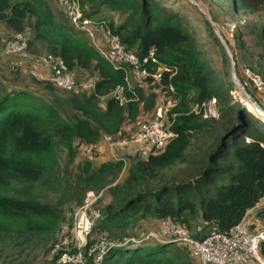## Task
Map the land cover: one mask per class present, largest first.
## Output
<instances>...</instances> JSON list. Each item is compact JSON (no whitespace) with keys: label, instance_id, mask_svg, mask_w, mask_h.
Segmentation results:
<instances>
[{"label":"trees","instance_id":"16d2710c","mask_svg":"<svg viewBox=\"0 0 264 264\" xmlns=\"http://www.w3.org/2000/svg\"><path fill=\"white\" fill-rule=\"evenodd\" d=\"M77 1L87 19L99 17L103 9L123 15L119 25L97 19L103 26L96 29L104 34L103 40H96L102 50H106L107 31L140 59L156 48L159 63L171 72L163 73L154 85L150 77L141 85L128 84V67H113L95 42L88 44L82 39L85 35L73 32L64 12L59 17L53 10L52 5L60 7L57 0H0V25L13 36L27 35V47L43 44L63 61L64 72L96 74L90 93L67 97L76 113L69 122L55 101L48 103L14 88L0 95V264H58L63 253H74V237H68L65 247L60 230L71 222L88 193L102 191L108 201L99 207L91 237L105 234L115 246L101 264H198L188 249L176 243L143 240L140 222L170 220L195 239L225 233L239 223L264 199V125L236 100L232 80L220 76L197 30L192 22L188 24V16L195 13V21L203 25L197 9L170 7L164 0ZM210 4L215 22L220 16H242L247 19L246 34L264 39V0H211ZM211 33L207 45L226 56ZM262 60L259 54L245 59L261 79ZM145 67L150 74L156 72V65ZM45 86L54 91L51 83ZM118 87H123L127 99L137 101L120 105L112 96ZM158 92L176 103L168 115L175 138L161 151L141 156V150H131L123 160L98 166L85 161L57 183L58 198L51 202L37 198V187L54 182L49 164L56 147L67 151L71 163L76 141L91 147L102 134L124 137L127 120L135 124L140 113L151 117ZM101 98L106 99L104 107L98 104ZM211 99L216 100V119L203 118L200 111ZM195 106L198 111H193ZM254 213L252 226L256 220L264 226V208ZM129 239L134 241L126 242ZM259 254L264 259V242ZM85 264H94L93 259L87 258Z\"/></svg>","mask_w":264,"mask_h":264},{"label":"built area","instance_id":"2783aa9c","mask_svg":"<svg viewBox=\"0 0 264 264\" xmlns=\"http://www.w3.org/2000/svg\"><path fill=\"white\" fill-rule=\"evenodd\" d=\"M61 6L67 16L69 23L73 28L85 35L90 41L95 42L97 27H103L102 23L84 18L80 12L79 2L77 0H60ZM107 38L106 50H99L104 58L113 66L120 67L125 65L128 72L137 77L140 84L147 78L153 79V85L161 79L163 73L171 72V70L159 63L157 58V49L152 47L148 54L140 59L135 53L127 51L121 44L118 37L105 32ZM28 40L24 36H14V38L4 45V51L8 55H23L27 49ZM41 63L52 71V82L66 90L74 87V80L70 73L63 71V61L52 55L41 59ZM156 65L154 74L148 73L145 66ZM244 88L253 87L258 92L263 91V80L251 72L248 68L244 70ZM128 84V75H127ZM123 87H118L112 94L113 98L120 105H125L137 99H127L123 93ZM235 97V96H234ZM236 98L242 102L241 96ZM193 111H198L197 106ZM203 118H217L216 100L211 99L204 104L200 110ZM199 111V112H200ZM154 118L143 124L140 130L131 136V138L121 137L113 138L103 134L101 143H104L108 149L112 160H123V157L116 156L119 148L128 149L135 146L148 148L146 152L157 153L161 151L171 140L175 138V134L171 130V122L168 116L161 108L155 109ZM167 117V120H166ZM174 118V117H173ZM101 147L97 151H100ZM100 194L90 192L86 195L82 205L73 213V237L75 240V252L70 254L63 253L58 259V264H85L87 258H92L94 264H101L102 260L108 255L110 250L115 246L112 244L105 234L92 242H88L91 238L93 228L99 219V213L95 211V204L100 198ZM264 207V199L257 204L254 209L248 211L242 220L231 227L225 233L212 232L203 239H195L185 228L176 225L170 220L162 224L159 232L149 233L143 240H154L159 243H176L189 250L191 256L198 264H243L250 260L256 264H264V259L259 254V246L264 242V230L253 227L254 212ZM252 215V216H250ZM68 239V238H67ZM69 240V239H68ZM66 239H62V245L65 247L70 243ZM134 241L129 239L126 242ZM59 246L55 247V251Z\"/></svg>","mask_w":264,"mask_h":264},{"label":"rangeland","instance_id":"374dc122","mask_svg":"<svg viewBox=\"0 0 264 264\" xmlns=\"http://www.w3.org/2000/svg\"><path fill=\"white\" fill-rule=\"evenodd\" d=\"M191 1L193 3L189 1L188 3H186L185 1L182 0H164V3H166L170 7L176 6V8H179L180 6H184L190 12H194V9H197L202 14V12L200 11L202 10L207 15L209 20H207L203 14L202 16L198 17V19L203 22L202 25L195 21L197 20V17H194L195 13H191V15L188 16V24L190 25L192 22V27L195 30H197V36L199 41L201 42L202 45H204L205 48H207V50H209L211 63L215 68H217V70H219V73L221 74L220 76H222L226 82H229V78L231 79V65L228 56L227 55L224 56L221 51H217V53L214 52L211 49V47L207 45V43L209 42L208 36L210 37V39H212V33H211V31L213 30L212 25H214L217 28L219 34L228 43L229 48L233 56L235 57V63H237V65H235L236 77L238 82L242 83L245 78L244 76L245 68H248L251 72H253L247 65H245L247 64L245 62V59H249L250 54L252 55L259 54V56L264 57V39H260L258 35L252 36L251 34H246L244 28L246 27L247 23L245 24V22L247 21V19H244L242 16H240L239 18L238 17L229 18L227 16L222 18L220 16L217 17L219 18V21L215 22L209 10V6L211 5L210 4L211 0H191ZM212 1L217 2L218 0H212ZM57 3L60 4L61 9L63 10L60 0H57ZM98 16L99 17L94 16L90 19L94 21H97V19H102L103 21L105 20V23L108 21H113L116 25H119L124 18L123 15L117 12H112L109 9H103L101 14ZM252 19L253 18H251V20ZM204 20L208 24L204 23ZM73 30H74L73 32L75 33L77 32L75 31L74 28ZM96 32L97 31H95V34ZM13 38L14 36L11 34V32L5 27L0 25V95H2L3 91L5 92L7 90H10L11 88L23 89L24 92H28L37 98L45 100L48 103H54L55 101L56 103L61 105L64 109V112H62V117L68 122L71 121L76 113L70 108L67 102V97L69 96L70 93H77V92L84 94L90 93L95 83L96 74L88 71H80L75 75L70 74L74 80V87L71 90H66L64 89V87L62 88V86L61 87L56 86L52 82V76H53L52 71L46 68L41 63L42 58L51 56V54L48 53L46 47L42 46L43 44L41 43H34L33 46L27 47L23 55H8L4 51V45L7 42L11 41ZM24 38L28 40L27 35H25ZM82 39L85 40L88 44L89 43L92 44V42H90V40L87 37L82 36ZM96 40L97 39L95 38V44H97ZM98 49L102 51L100 45H98ZM260 63L264 64V60H262ZM253 73L260 76L255 71ZM262 80L264 82V78ZM43 82L44 84L42 85L39 84ZM46 83L49 84L51 83L54 91L47 90V87L45 86ZM237 90L238 89H236V91L235 90L233 91V95L235 96V98L239 99L238 97H240L241 94ZM245 90L257 102L259 108H261L262 111H264V89L263 92H258L251 86L249 88H245ZM157 99H158L157 108H161L162 111L165 113V116L166 115L168 116L170 110L174 108L176 103L174 101H171L167 96H161V93L159 92L157 93ZM105 102L106 99L101 98L99 99L98 104L100 107H104ZM248 105H250L248 102L243 103V106L246 108L245 110L248 111L252 116H254L259 121L260 124L264 125V121L261 119L260 116L256 115L252 111H249L253 109L251 108V106ZM154 114L155 111H153L151 117L149 118V116L140 113L138 118L136 119L135 124L127 120L123 128L124 137L128 139L131 138L132 135H134L140 130L143 124L151 121L154 118L155 116ZM101 137L99 138L98 142L91 147L85 144H80L78 143V141H76L74 143L75 158L72 160L71 163L69 161V157H68L69 154L67 153V151L61 147L59 148L56 147L50 157L51 162L49 164L50 177H52L54 182L46 186V188L39 189L37 187L36 188L37 198L40 201H44L45 199L47 201H50L53 198H58L59 189L57 187V183L63 179H66V176L68 174L75 173L79 164L85 161H90L94 166H98L102 162L111 160L109 149L104 143H101ZM246 141L248 142L250 141V139ZM100 147L101 150L97 151L98 148ZM130 149L141 150L142 151V153H140L141 156L146 155V151L148 150V148H142L140 146H135L128 149L119 148L116 151L115 155L119 157L124 156L126 158L127 157L126 155L130 154L129 152ZM100 195H101V199H100L101 202L98 205V208L94 209L98 213H99V207L105 206L106 202L108 201L107 194L105 191H102ZM73 208H71L70 210H72ZM71 216H69L70 219ZM73 216L71 222L66 221L65 225L60 230V233L61 231L63 232L61 234L62 239L68 240L69 238H71V236H73V222H74ZM162 224L163 222H159V221H143L140 222V226H141L140 229L145 233V235L149 233H156L159 232L160 228L162 227ZM255 228H260L264 230V226L262 222L259 220H256ZM95 234L96 235H93L90 238V240H95L100 235L97 232Z\"/></svg>","mask_w":264,"mask_h":264},{"label":"water","instance_id":"95a60500","mask_svg":"<svg viewBox=\"0 0 264 264\" xmlns=\"http://www.w3.org/2000/svg\"><path fill=\"white\" fill-rule=\"evenodd\" d=\"M188 1L193 3L191 0H188ZM200 11L205 16V18L207 20H209L207 15L202 10H200ZM212 28H213V32L215 33L216 37L218 38L220 44L222 45L226 55L228 56V59H229L230 65H231V79H232V82H233L235 88L238 89L237 91H239V93L241 94V99H242L241 103L243 104V101L250 103L253 106L254 110L257 112V114L264 115V113L262 112V109L259 108L257 102L248 94V92L243 87L242 83L238 82L237 77H236V67H235L236 63H235L233 54H232L229 46L227 45V42L219 34L217 28L214 25H212ZM243 97H244V100H243Z\"/></svg>","mask_w":264,"mask_h":264},{"label":"crops","instance_id":"0c3cea01","mask_svg":"<svg viewBox=\"0 0 264 264\" xmlns=\"http://www.w3.org/2000/svg\"><path fill=\"white\" fill-rule=\"evenodd\" d=\"M52 8H53V10L55 11V13L60 17V16H62L63 15V10L61 9V7H58L57 5H56V8L52 5ZM104 34H102V32L98 29L97 30V32H96V39H100L101 40V38H102V40L104 39V36H103ZM128 75V80H129V83L131 84V85H141L139 82H138V80H137V77L134 75V74H132L131 72H129V74H127ZM96 81V80H95ZM92 90V89H91ZM131 150H133V149H130V151L129 152H131ZM164 223V222H163ZM244 264H255V262H253V261H251L250 262V260H247V261H245V263Z\"/></svg>","mask_w":264,"mask_h":264},{"label":"bare ground","instance_id":"6f19581e","mask_svg":"<svg viewBox=\"0 0 264 264\" xmlns=\"http://www.w3.org/2000/svg\"><path fill=\"white\" fill-rule=\"evenodd\" d=\"M244 102V101H243ZM250 104V103H249ZM248 106H251V108L254 110V108H253V106L250 104V105H248ZM263 113H264V111H262ZM254 113L256 114V115H258V116H260V117H262L263 119H264V115H260V114H257V112L254 110ZM262 113V114H263Z\"/></svg>","mask_w":264,"mask_h":264},{"label":"clouds","instance_id":"9594fccd","mask_svg":"<svg viewBox=\"0 0 264 264\" xmlns=\"http://www.w3.org/2000/svg\"><path fill=\"white\" fill-rule=\"evenodd\" d=\"M264 207H262L261 209H263Z\"/></svg>","mask_w":264,"mask_h":264}]
</instances>
